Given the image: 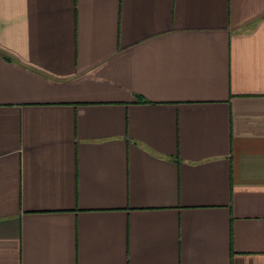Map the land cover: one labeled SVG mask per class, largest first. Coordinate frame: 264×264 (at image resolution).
<instances>
[{"label": "crops", "instance_id": "crops-1", "mask_svg": "<svg viewBox=\"0 0 264 264\" xmlns=\"http://www.w3.org/2000/svg\"><path fill=\"white\" fill-rule=\"evenodd\" d=\"M0 264H264V0H0Z\"/></svg>", "mask_w": 264, "mask_h": 264}]
</instances>
